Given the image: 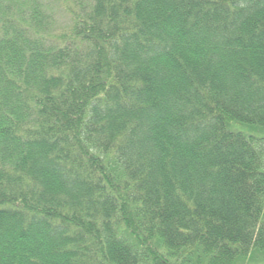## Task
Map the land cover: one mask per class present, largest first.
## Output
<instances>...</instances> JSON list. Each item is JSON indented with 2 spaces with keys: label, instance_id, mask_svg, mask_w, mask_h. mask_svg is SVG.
Instances as JSON below:
<instances>
[{
  "label": "trees",
  "instance_id": "1",
  "mask_svg": "<svg viewBox=\"0 0 264 264\" xmlns=\"http://www.w3.org/2000/svg\"><path fill=\"white\" fill-rule=\"evenodd\" d=\"M0 264H264V0H0Z\"/></svg>",
  "mask_w": 264,
  "mask_h": 264
}]
</instances>
